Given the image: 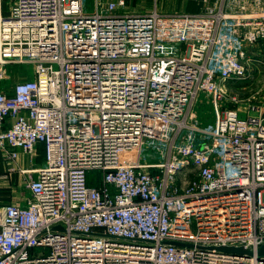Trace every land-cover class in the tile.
Masks as SVG:
<instances>
[{"label": "built area", "instance_id": "obj_1", "mask_svg": "<svg viewBox=\"0 0 264 264\" xmlns=\"http://www.w3.org/2000/svg\"><path fill=\"white\" fill-rule=\"evenodd\" d=\"M196 1L194 14H127L123 1L13 0L0 82L31 70L0 92V148L42 144L45 159L24 204L0 208V264H264V105L233 97L205 123L196 111L248 75L264 0Z\"/></svg>", "mask_w": 264, "mask_h": 264}, {"label": "crops", "instance_id": "obj_2", "mask_svg": "<svg viewBox=\"0 0 264 264\" xmlns=\"http://www.w3.org/2000/svg\"><path fill=\"white\" fill-rule=\"evenodd\" d=\"M118 1H123L124 6L117 11L127 14L150 12L153 9L168 14H194L201 9V5L196 0H103V2L116 3ZM12 2L13 0H0V18L9 15ZM248 56V73H264V41L249 48ZM10 68L7 69L8 77L0 82V92L7 95L13 93V86L19 81L18 74L25 77L24 73H12ZM250 97L249 99H254V95ZM256 101L255 103L251 101L249 104H258ZM7 153H15L16 157L8 159ZM44 159L42 144L37 145L36 153L31 156L23 153L19 148H0V208L11 204H24L29 196L27 184L35 177V171L43 164Z\"/></svg>", "mask_w": 264, "mask_h": 264}, {"label": "rangeland", "instance_id": "obj_3", "mask_svg": "<svg viewBox=\"0 0 264 264\" xmlns=\"http://www.w3.org/2000/svg\"><path fill=\"white\" fill-rule=\"evenodd\" d=\"M94 0H85L84 6L86 11H90L93 6ZM10 70L12 73H30V68L23 66L11 67ZM17 75V74H15ZM19 80L24 79L25 77L18 74ZM227 90V100L217 101L212 100L209 97L200 95L199 103L196 107L198 118L201 122H212L215 120L226 108H231L236 105L233 103L232 98L237 99V104L240 105V110L245 111V108L251 101L255 103V100L258 104L264 103V73H248L242 79L231 80L226 87ZM254 95V99L250 96ZM89 177L91 178H100L101 174L99 172H90ZM41 249H36L40 251Z\"/></svg>", "mask_w": 264, "mask_h": 264}, {"label": "water", "instance_id": "obj_4", "mask_svg": "<svg viewBox=\"0 0 264 264\" xmlns=\"http://www.w3.org/2000/svg\"><path fill=\"white\" fill-rule=\"evenodd\" d=\"M171 244L177 245V246H186V247L191 246L189 244H181V243H176V242H172ZM217 250L225 252V253H231V254H236V255H241V256H252L254 254L252 251H249L242 247H218ZM255 255L257 258L264 260V244L258 248Z\"/></svg>", "mask_w": 264, "mask_h": 264}]
</instances>
